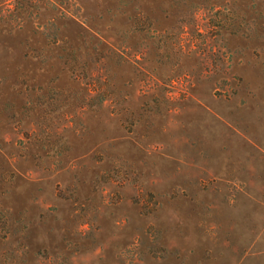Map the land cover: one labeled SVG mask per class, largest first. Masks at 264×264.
<instances>
[{
	"label": "rangeland",
	"instance_id": "374dc122",
	"mask_svg": "<svg viewBox=\"0 0 264 264\" xmlns=\"http://www.w3.org/2000/svg\"><path fill=\"white\" fill-rule=\"evenodd\" d=\"M0 264H264V0H0Z\"/></svg>",
	"mask_w": 264,
	"mask_h": 264
}]
</instances>
